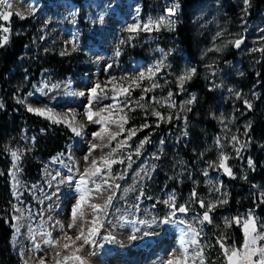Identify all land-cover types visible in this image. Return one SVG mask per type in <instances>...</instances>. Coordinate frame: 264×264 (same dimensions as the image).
I'll return each mask as SVG.
<instances>
[{
  "label": "rangeland",
  "instance_id": "rangeland-1",
  "mask_svg": "<svg viewBox=\"0 0 264 264\" xmlns=\"http://www.w3.org/2000/svg\"><path fill=\"white\" fill-rule=\"evenodd\" d=\"M252 1L245 4V0H205L198 4L192 9V45L186 47L175 36L182 16L179 0H0V13H11L8 20L0 16V30L1 21L11 19H15L14 34L21 33L28 20L34 30L10 70L18 75L22 86L31 76L27 67L42 52L58 58L71 57L76 62L72 74L64 80L44 70L24 95L19 85L12 96L15 105L28 113L63 124L73 133L66 153H56L49 159L33 153L34 137L26 130L3 147L11 164L9 244L11 253L22 264H39L41 259L45 264H55L57 259L73 255L81 256L85 264H168L177 259L180 264H226L224 248L229 254L234 247L243 251L244 229L243 238L237 241L229 233L232 220L222 163L228 155L227 165L235 167L243 181L247 171L237 157L241 152L254 155L260 151L258 146L254 152L253 140L248 137L250 117L245 103L251 107L258 100L262 103L256 78L264 65V8L254 13ZM169 8L174 9L173 15L168 14ZM161 18L162 23L157 24ZM145 24H149L148 30ZM133 26L136 29L129 31ZM237 40L242 44L235 49ZM197 68L200 79H205L216 96L209 116L214 127L196 129L201 134V153L195 152L192 143L195 126L186 120L178 130L166 134L151 130L148 136L139 137L136 129L128 146L114 154L117 162L110 169L99 163L101 156H107L124 140L127 131L108 147H103L108 143L107 137L101 141L94 139L93 134L104 127L118 132L121 116H126L128 124L131 115L140 112L145 124L151 118L157 120L154 126L162 122L167 126L179 115L188 114L196 93L189 89L191 78L182 85L180 78ZM252 70L256 71L253 82L243 95L234 79ZM97 84L100 88L93 98L91 90ZM122 88L128 93H122ZM148 94H154L151 101ZM0 105L3 107L1 97ZM30 107L50 109L60 122L31 112ZM89 107L110 119L104 124L95 123L99 117L94 116L89 121L85 116ZM69 123L78 127L81 134L76 135ZM126 124L125 130L134 129ZM155 136L157 139L153 140ZM145 137L148 140L137 155L136 149ZM92 144L102 147L93 151ZM185 148L189 157L182 152ZM93 159L98 161L103 175L86 177L87 184L81 185L80 177ZM33 164L39 167L34 180L23 170ZM172 182L177 186L188 182L194 193L181 199L178 191L166 189ZM97 184L100 192L95 190ZM82 187L89 189L90 194L83 204V215L78 214L73 221L72 210L80 201ZM253 190L264 200V180L255 184ZM109 197L111 201L103 211L94 212L90 207L103 206ZM181 206L186 208L183 213L178 211ZM206 211L209 221L203 219ZM252 220L257 233L264 236V219ZM70 224L74 226L69 228ZM91 227L97 231L90 235L87 230ZM82 230L89 240L87 244L83 239L76 240ZM175 234L186 240L185 258H179L180 250L172 245ZM253 235L256 233L250 232L248 239ZM65 244L69 245L67 249ZM261 246L264 240L258 239L255 247ZM67 264L77 262L69 260Z\"/></svg>",
  "mask_w": 264,
  "mask_h": 264
},
{
  "label": "trees",
  "instance_id": "trees-1",
  "mask_svg": "<svg viewBox=\"0 0 264 264\" xmlns=\"http://www.w3.org/2000/svg\"><path fill=\"white\" fill-rule=\"evenodd\" d=\"M79 3L81 0H75ZM181 4V22L178 25L175 36L186 47L192 45L191 18L193 16V8L205 0H179ZM254 7L253 12H260L264 8V0H253ZM15 19H11L8 22L1 21V34L2 40L0 42V97L2 98L3 107L0 110V264H22L18 258L11 253L10 248V236L12 234L10 229L11 223V195L8 184V173L10 171V161L3 147L6 144H12L15 137L22 130H26L27 134L35 137L33 144V153L41 159H49L56 153H66L65 148L73 141L72 132L62 124H52L45 119H42L34 114L28 113L21 106L15 105L12 96L15 94L16 88L20 85L23 95L29 90L30 85L36 81L39 73L43 70H49L52 76L58 80H64L72 74L73 68L76 62H72L71 57L58 58L56 56L49 55L47 52H42L34 58L33 63L27 67L30 73V78L24 86L20 84V79L16 73H10V70L14 67L16 60L24 51V48L28 45L30 36L34 33L30 21L28 20L23 25V31L18 34H14L12 31ZM30 26V27H29ZM8 28V32H4L3 28ZM7 36V42H3V38ZM136 55V53H133ZM138 55V54H137ZM264 58V53L262 54ZM232 57L228 58V61ZM257 70V69H255ZM200 69L197 68L194 75L189 80V89L196 93V101L194 106L189 108L188 114H181L174 123H170L164 126V122L157 126L155 123L157 120L151 118L148 119V127L142 128L145 125V121L141 118L140 112H134L131 115L133 118L126 126L138 129V136H148L151 130H159L165 134L168 130H176L180 127L182 121L192 123L195 127V132L192 134V143L195 152L201 153V134L197 131L203 129L206 126L209 128L214 127L213 121L209 116L213 111L216 103V96L213 91L209 90L205 79H200ZM254 72L247 73L244 76L235 78V84L239 91L246 95L249 92L250 85L254 79ZM256 80L259 81L258 90L260 100L254 103L249 108L247 107V116L250 117L248 121V137L252 141L254 152L255 149L260 146L257 154L252 155V152H241L239 157L246 167L245 176L243 175V181L240 180L239 174L235 170V167L228 166L229 156L223 160L224 172L222 174L223 181L228 189L229 203L227 204L228 211L232 220L230 229V237L234 240L243 238L244 223L251 216L264 219V200L253 190L255 184L264 180V65L258 70V76ZM245 83V84H243ZM15 86V88H14ZM154 94H148V101H151ZM261 103V104H260ZM171 114L170 116H172ZM197 129V130H196ZM40 132H44L40 134ZM159 133V132H158ZM158 133L156 135H158ZM152 135L150 139L153 137ZM157 136L153 138L156 140ZM187 157L188 149H182ZM236 158V159H237ZM253 162L252 166H249L248 161ZM237 160L233 163L236 165ZM225 167L231 170V175L225 171ZM25 175L29 179H36L39 167L35 164L30 167L25 166L23 168ZM166 188H174L179 192V196L183 199L188 193H194L193 187L190 183L185 182L181 186H177L175 182L166 185ZM241 213V214H240ZM237 219L239 222H237Z\"/></svg>",
  "mask_w": 264,
  "mask_h": 264
},
{
  "label": "snow or ice",
  "instance_id": "snow-or-ice-1",
  "mask_svg": "<svg viewBox=\"0 0 264 264\" xmlns=\"http://www.w3.org/2000/svg\"><path fill=\"white\" fill-rule=\"evenodd\" d=\"M248 3V0H245V4ZM168 14L169 15H173L174 14V9L173 8H169L168 10ZM11 15V13L9 12H6V13H0V16H2V18L4 20H8L9 19V16ZM23 18V17H21ZM162 20L163 18H161L160 21H157L156 23L159 24V23H162ZM153 22L149 21V24H152ZM149 24H145L144 25V28L145 30H148L149 28ZM136 29V26H133L129 29V31H134ZM3 31L4 32H8V28H3ZM7 39L8 37L5 36L3 38V42L6 43L7 42ZM240 43L241 41L240 40H237L235 41V46L236 47H239L240 46ZM262 51H264V49H262ZM116 55L119 56L120 53L119 51L116 52ZM157 70H159V68H157ZM151 71V70H150ZM194 69L190 72V73H187L185 76H182L180 78L181 80V85L183 84L184 80L185 79H190L191 78V75L194 73ZM144 74L141 73L140 74V77L143 78ZM153 87H155V85H153ZM100 88V85L97 84L92 90V96L93 98L96 97L97 95V89ZM122 93H128V89L126 88H122L120 90ZM145 91H148V89H145ZM169 95H171V93H169ZM239 95V94H237ZM141 99H143V97H141ZM188 103H191V101H188ZM245 103L247 104V106L249 108H251V104L248 103L247 101H245ZM127 106V105H125ZM0 107H2V105H0ZM29 111L31 112H35L36 114L38 115H44V116H47V118L49 119H52L54 122H60L55 116H53L51 114V110H45V109H40V108H29L28 109ZM103 111V110H101ZM155 116L157 117H160L161 114L159 112H154L153 113ZM85 116L86 118L89 120V121H92L93 120V117L94 116H97L99 117V119L95 120L94 122L95 123H101V124H104L106 123L110 117H105V116H102L100 115L99 112H93L91 110V107H89L86 112H85ZM170 119V118H169ZM72 120L74 121L75 120V116L72 117ZM120 120L122 121L121 123H119L118 127H119V131L118 132H111L108 130L107 127H104L101 129V131L99 132H96L93 134V138L94 139H99L101 141H104L105 138L107 137V140H108V143L107 144H104L103 147H108L110 146V142L113 141V140H117V138L122 134L124 133L125 131H127V135L125 136L124 140L123 141H120L116 147L114 148H111V151L107 154V156H101L99 158V163L103 164L105 168L107 169H110V166L111 164L113 163H116L117 160L114 158V154H116L118 151L122 150L124 147H127L128 144H127V141L128 140H131L132 137L136 134V129H128V130H125L124 128V124L127 123V118L126 116H121L120 117ZM112 123H116L115 120H112L111 121ZM69 127L72 128V131L76 133V135H80V130L78 129V127H73L71 123H69L68 125ZM149 125L145 124L142 126V128H146L148 127ZM80 128H82L83 126H79ZM233 139H236L235 137H233ZM148 138L145 137L144 140H142L139 144V146L137 147L136 149V154L139 155V150L140 148H142L144 146V144L147 142ZM98 147H102L101 145H97V144H92L91 145V150H96ZM239 151V150H237ZM16 154L13 153V156H15ZM129 159H131V157H129ZM88 161V157L86 156L85 157V162L87 163ZM120 163H123V161H119ZM249 163V166H252L253 165V162L251 160L248 161ZM97 164H98V161L96 159H93L91 161V165L90 167H87L84 169V172L83 174L81 175L80 177V183L81 185H86L87 184V179L86 177H90V176H102L103 173H102V170L100 167H97ZM222 166H223V163H222ZM225 171L231 175V170L226 168L225 167ZM104 184L105 185H108L109 184V181L107 179H104ZM115 187H119V185H115ZM97 192H100L101 191V186L99 184L96 185V189H95ZM89 194H90V190L87 189L86 187H82L81 188V195H80V201L76 204V206L73 208L72 210V217H73V221H75V219L77 218V215L79 214L80 216L83 215V211H82V208H83V204L87 202L88 200V197H89ZM111 201V197L108 198V201L102 206L100 204H93V205H90V207L93 209L94 212H100V211H103L106 207H107V204L110 203ZM167 203V202H166ZM201 207H204V204L203 202H201ZM179 212L183 213L186 211V208L184 206H181L179 209H178ZM208 211H211V208H209ZM208 211H206L204 213V216H203V219L206 220V221H209L210 220V217L208 215ZM174 214V213H173ZM165 223L168 222L167 220L164 221ZM237 222H239V220L237 219ZM93 225L96 224V221L94 220L93 222ZM181 223H183V221H181ZM74 225L73 224H70L69 225V228L73 227ZM88 233L91 235V234H94L97 229L95 227H91V228H88ZM244 231H245V241H244V244L242 245V249L243 251H241V249L239 248H232L231 249V252L229 254V250L227 248H224V245L223 243H221V247L224 248V254L227 258V261H228V264H264V246H261V247H255L256 243H257V240H264V236H261L259 235V233H257L256 231V228H255V225L253 223V220L251 218V216L249 217L248 220L245 221L244 223ZM251 233H256V235H253L251 240L248 239L249 237V234ZM133 239H135V237H132ZM69 239H71V237H69ZM83 239V242L85 244L89 243V240L84 237V232L83 230L76 236V240H81ZM195 242V241H193ZM38 247V246H37ZM65 249H67L69 247L68 244H65L63 246ZM77 251H79V249H77ZM57 256H59V253H57ZM255 258V259H254ZM69 260H73V261H76L77 264H85V261L84 259L81 257V256H78V255H73L71 257L69 256H64L60 259H57L55 261V264H67V262ZM25 264H27V261H25ZM39 264H45V261L43 259H41L39 261ZM168 264H180V261L179 259L175 260V261H172L170 260L168 262Z\"/></svg>",
  "mask_w": 264,
  "mask_h": 264
},
{
  "label": "bare ground",
  "instance_id": "bare-ground-1",
  "mask_svg": "<svg viewBox=\"0 0 264 264\" xmlns=\"http://www.w3.org/2000/svg\"><path fill=\"white\" fill-rule=\"evenodd\" d=\"M181 227H183V225H181ZM172 245H175V247L180 250L178 253L179 258H181V259L185 258L186 254H187V252H186L187 250L184 249V246H186L187 243H186V240L184 238H182L181 235L175 234L174 242L172 243Z\"/></svg>",
  "mask_w": 264,
  "mask_h": 264
},
{
  "label": "water",
  "instance_id": "water-1",
  "mask_svg": "<svg viewBox=\"0 0 264 264\" xmlns=\"http://www.w3.org/2000/svg\"><path fill=\"white\" fill-rule=\"evenodd\" d=\"M241 44H242V41H241L240 45H241ZM235 48H239V47H236V46H235ZM226 264H228V261H227V260H226Z\"/></svg>",
  "mask_w": 264,
  "mask_h": 264
}]
</instances>
